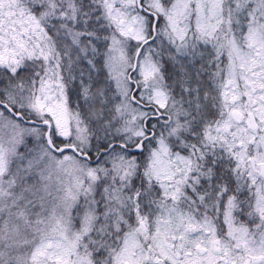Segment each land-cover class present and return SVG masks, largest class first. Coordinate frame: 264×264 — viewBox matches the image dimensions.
Here are the masks:
<instances>
[{
	"label": "snow or ice",
	"instance_id": "obj_1",
	"mask_svg": "<svg viewBox=\"0 0 264 264\" xmlns=\"http://www.w3.org/2000/svg\"><path fill=\"white\" fill-rule=\"evenodd\" d=\"M0 264H264V0H0Z\"/></svg>",
	"mask_w": 264,
	"mask_h": 264
}]
</instances>
